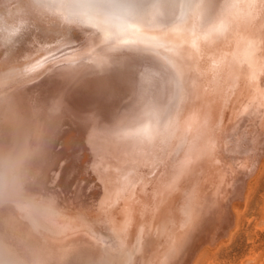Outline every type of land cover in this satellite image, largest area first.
Instances as JSON below:
<instances>
[{"label":"bare ground","instance_id":"bare-ground-1","mask_svg":"<svg viewBox=\"0 0 264 264\" xmlns=\"http://www.w3.org/2000/svg\"><path fill=\"white\" fill-rule=\"evenodd\" d=\"M263 158L264 0H0V264H197Z\"/></svg>","mask_w":264,"mask_h":264},{"label":"rangeland","instance_id":"rangeland-1","mask_svg":"<svg viewBox=\"0 0 264 264\" xmlns=\"http://www.w3.org/2000/svg\"><path fill=\"white\" fill-rule=\"evenodd\" d=\"M33 25L27 29L31 30ZM217 126L214 122L211 127L217 130ZM256 171L249 179L246 198L241 199L237 224L229 235H221L216 244L206 243L197 264H264V160Z\"/></svg>","mask_w":264,"mask_h":264},{"label":"clouds","instance_id":"clouds-1","mask_svg":"<svg viewBox=\"0 0 264 264\" xmlns=\"http://www.w3.org/2000/svg\"><path fill=\"white\" fill-rule=\"evenodd\" d=\"M84 7L87 10L98 13L99 16L103 17L104 19L100 21L101 23H109V22L114 23L115 22L114 17H113V12L117 8L114 5L99 3L96 5H86Z\"/></svg>","mask_w":264,"mask_h":264}]
</instances>
